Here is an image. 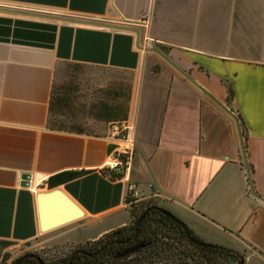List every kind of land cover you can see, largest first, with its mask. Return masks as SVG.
Wrapping results in <instances>:
<instances>
[{
    "label": "crops",
    "instance_id": "obj_1",
    "mask_svg": "<svg viewBox=\"0 0 264 264\" xmlns=\"http://www.w3.org/2000/svg\"><path fill=\"white\" fill-rule=\"evenodd\" d=\"M153 44L199 88L166 61L150 71ZM61 63L139 74L131 143L47 126ZM221 106L241 118L249 178ZM124 146L141 198L264 264V202L252 195L264 200V0H0V264L73 231L94 240L125 225L127 181L107 170ZM65 171L84 172L57 186L84 216L42 234L35 195Z\"/></svg>",
    "mask_w": 264,
    "mask_h": 264
},
{
    "label": "trees",
    "instance_id": "obj_2",
    "mask_svg": "<svg viewBox=\"0 0 264 264\" xmlns=\"http://www.w3.org/2000/svg\"><path fill=\"white\" fill-rule=\"evenodd\" d=\"M68 90L69 86L56 83L54 72L47 126L57 130L87 132L80 127L64 126L63 121L56 119L57 112H63L62 110L68 106V96L71 94ZM104 94V99L90 105L89 108L94 112L93 116L111 124L126 122L131 87L106 88ZM232 94L229 86L227 100H230ZM238 120L243 134V124L239 116ZM248 169L250 170V166ZM108 172L112 179L121 177L109 170ZM83 173L65 171L50 176L46 181L47 188H55ZM124 202L130 215L128 224L79 245L67 254L41 259L42 264H245V254L203 240L155 198L135 199L128 194ZM5 260L6 257L3 262ZM19 264L40 263L38 260L28 258Z\"/></svg>",
    "mask_w": 264,
    "mask_h": 264
},
{
    "label": "rangeland",
    "instance_id": "obj_3",
    "mask_svg": "<svg viewBox=\"0 0 264 264\" xmlns=\"http://www.w3.org/2000/svg\"><path fill=\"white\" fill-rule=\"evenodd\" d=\"M153 49L159 50L164 53L163 50L156 44H153ZM147 56L150 58L148 67L150 71L157 72L160 70L161 64L165 63L164 59L155 52H148ZM147 67V68H148ZM146 67L143 70H147ZM56 83L65 84L69 86L68 106L62 110L63 112H57L56 119L63 121L64 126L80 127L84 131L91 134H107L111 132L112 127L120 126V124H111L96 119L93 114V109L89 108L91 104H95L100 99H104L106 88L111 87H131L138 84L139 74L135 72H123L110 68H95L90 66L73 65L67 63L58 64L55 70ZM53 119V114H52ZM239 133L242 136V129L239 125ZM126 209V208H125ZM130 221V215L126 210V224ZM121 227V226H120ZM119 228V227H117ZM116 229V228H114ZM91 233L89 231H73L66 237H58L52 244L44 245L40 244L36 247H25L14 257L8 259L4 264H11L13 260L18 259L25 253H33L44 259H48L54 256H62L69 253L72 249L79 245H82L88 241L87 236ZM251 261L249 264H253Z\"/></svg>",
    "mask_w": 264,
    "mask_h": 264
},
{
    "label": "water",
    "instance_id": "obj_4",
    "mask_svg": "<svg viewBox=\"0 0 264 264\" xmlns=\"http://www.w3.org/2000/svg\"><path fill=\"white\" fill-rule=\"evenodd\" d=\"M139 38V34L137 35V40ZM148 50L153 51L159 54L166 62H168L172 67H174L178 72H180L185 78H187L191 83L199 88V86L179 67H177L171 60L166 57L163 53H161L157 49L148 48ZM234 120L238 129V118L228 111L226 108L222 107ZM239 144L241 150V156L243 160V164L246 169L247 177L249 178V171L247 167V161L243 146V138L239 133ZM22 186L29 185V176H22ZM251 189V187H250ZM252 190V189H251ZM252 195L264 202L259 196H256L252 193ZM36 202H37V214L39 221V230L40 233L44 234L46 232L52 231L54 229L60 228L67 224H70L76 220H79L84 216V211L82 208L69 196L67 195L60 187H55L48 190H40L36 193ZM26 258H35L39 260L36 255L26 254L19 257L13 264H19Z\"/></svg>",
    "mask_w": 264,
    "mask_h": 264
},
{
    "label": "built area",
    "instance_id": "obj_5",
    "mask_svg": "<svg viewBox=\"0 0 264 264\" xmlns=\"http://www.w3.org/2000/svg\"><path fill=\"white\" fill-rule=\"evenodd\" d=\"M147 43L152 42L149 38H145ZM149 46V45H148ZM129 126L126 122L120 123V126H113L111 130V138H117L121 142L131 143L129 140ZM132 151L129 147L114 148L110 153V158L107 163V170L116 175H121L120 179H125L126 183V195H131L135 199H139V192L134 184L128 180V173L131 167Z\"/></svg>",
    "mask_w": 264,
    "mask_h": 264
},
{
    "label": "flooded vegetation",
    "instance_id": "obj_6",
    "mask_svg": "<svg viewBox=\"0 0 264 264\" xmlns=\"http://www.w3.org/2000/svg\"><path fill=\"white\" fill-rule=\"evenodd\" d=\"M26 254L36 255V254H33V253H25V254H23V255H26ZM23 255H22V256H23ZM36 256H37V255H36ZM37 257L39 258V260H38L39 263L42 264L41 259H44V258H42V257H40V256H37ZM26 259H28V258H26ZM29 259L37 260V259H35V258H29Z\"/></svg>",
    "mask_w": 264,
    "mask_h": 264
}]
</instances>
